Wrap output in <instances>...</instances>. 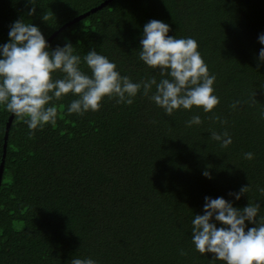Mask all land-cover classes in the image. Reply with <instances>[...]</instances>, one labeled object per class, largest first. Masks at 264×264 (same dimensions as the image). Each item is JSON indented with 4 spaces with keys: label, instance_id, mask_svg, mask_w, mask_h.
Segmentation results:
<instances>
[{
    "label": "trees",
    "instance_id": "1",
    "mask_svg": "<svg viewBox=\"0 0 264 264\" xmlns=\"http://www.w3.org/2000/svg\"><path fill=\"white\" fill-rule=\"evenodd\" d=\"M103 1L37 0L28 16L26 0H0V44L18 19L38 26L47 40L89 12L51 47L70 42L81 57L94 48L133 82L159 80V70L145 66L136 50L143 26L160 20L169 35L197 41L216 76L219 103L210 113L194 107L168 116L138 93L131 105L105 97L97 111L77 115L67 114L75 99L69 93L54 102L56 123L31 136L14 116L0 185V264H70L73 257L98 264H221L194 249L191 219L203 214L205 196L236 207L256 201L264 215V62L258 60L264 0H112L90 13ZM10 114L0 107V161ZM193 115L202 124L186 127ZM211 130L227 131L232 143L222 148L209 138ZM247 185L239 201L228 196Z\"/></svg>",
    "mask_w": 264,
    "mask_h": 264
},
{
    "label": "clouds",
    "instance_id": "2",
    "mask_svg": "<svg viewBox=\"0 0 264 264\" xmlns=\"http://www.w3.org/2000/svg\"><path fill=\"white\" fill-rule=\"evenodd\" d=\"M26 2L31 5L27 15L33 16L37 0ZM42 20L46 22L47 13ZM170 30L167 23L156 19L143 26L136 50L138 59L145 66L158 69L161 78L157 80L150 76L133 82L94 48L82 57L70 42L53 49L38 26L18 19L9 26L8 41L0 44V107L26 124L30 136L34 134L33 130L56 123L58 108L54 102L69 93L75 99L68 104L67 114L97 111L105 97L131 105L138 93L148 97L168 116L177 110L191 111L194 107L210 113L219 103L213 87L216 76L209 73L197 41L191 37L169 35ZM258 42L264 45V33L258 35ZM258 60L264 62V47L259 50ZM82 64L87 67V72L82 69ZM54 73H59V77L54 78ZM250 99L256 101L254 96ZM238 103L231 107L235 108ZM260 115L264 119V111ZM201 124L199 115H193L185 122L186 127ZM209 133V138L222 148L232 143L227 131L211 130ZM244 158L251 160L253 154L244 153ZM202 175L212 178L207 170ZM249 187L242 186L236 192H229L228 196L239 201L248 193ZM259 191L264 193V188ZM261 209L256 201L248 200L246 206L236 207L232 200L205 196L203 214H193L191 219L194 249L201 256L211 254L210 262L264 264V215L260 214ZM70 264L98 262L91 257H73Z\"/></svg>",
    "mask_w": 264,
    "mask_h": 264
},
{
    "label": "water",
    "instance_id": "3",
    "mask_svg": "<svg viewBox=\"0 0 264 264\" xmlns=\"http://www.w3.org/2000/svg\"><path fill=\"white\" fill-rule=\"evenodd\" d=\"M112 0H105L103 1L101 4H99L97 7L93 8L90 10V13L91 12H95L99 9H101L102 7H104L105 5H107L109 2H111ZM89 12H87L86 14L84 15H80L78 17H75L72 21H70L69 23H66L64 24L63 26H61V28L55 32H53L46 40L47 43H49L61 30H63L66 26L76 22L77 20L83 18L85 15H87ZM13 115L10 114L7 122H6V125H5V130H4V136H3V147H2V158H1V161H0V185H1V179H2V174H3V169H4V158H5V155H6V146H7V138H8V131H9V128H10V125L12 123V120H13Z\"/></svg>",
    "mask_w": 264,
    "mask_h": 264
}]
</instances>
